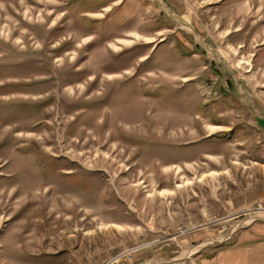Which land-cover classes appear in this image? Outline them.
Segmentation results:
<instances>
[{"label": "rangeland", "instance_id": "1", "mask_svg": "<svg viewBox=\"0 0 264 264\" xmlns=\"http://www.w3.org/2000/svg\"><path fill=\"white\" fill-rule=\"evenodd\" d=\"M114 1L18 43L26 1L0 0V264H210L264 224V0Z\"/></svg>", "mask_w": 264, "mask_h": 264}, {"label": "crops", "instance_id": "2", "mask_svg": "<svg viewBox=\"0 0 264 264\" xmlns=\"http://www.w3.org/2000/svg\"><path fill=\"white\" fill-rule=\"evenodd\" d=\"M120 1L121 0H115L114 3H120ZM152 1L153 0H144L146 6L151 4ZM135 2L138 3L137 0H135ZM166 5L170 6V4H164V8L166 7ZM104 8L109 9L110 6L108 5V6H105ZM175 9H177V8H175ZM133 18H134V16H133ZM170 19H172V21L175 24H177L173 17H171ZM158 23L161 25V27L158 29V32L166 29V27H164L165 23H166L165 20H161ZM191 35L194 37L193 31H192ZM163 40L166 41V38H163L162 41ZM206 43L210 44L208 41ZM190 49L194 50L193 48H190ZM263 51H264V43L261 45H258V47H256V51L253 54V58H252V64L253 65H255L256 61L258 60L259 55L261 56ZM195 52L198 55V51L195 50ZM206 62L208 63L207 67H209L208 70L210 71V73L214 72L213 67L217 68L219 66L222 68V72H226L227 74L232 73L231 68L224 61H222L220 59H217V60L216 59H210V60L208 59V60H206ZM217 62H219L220 65H218ZM242 62H245V61H242ZM249 63L250 62H247L248 66H249ZM262 67H264V65H262ZM231 76L233 77V80L229 76V78L225 81L226 85L228 84L229 87H227L226 85L225 86L223 85V87L225 89L228 88L227 92H228L230 98L235 97L236 94H238V96H240L242 93L241 90H244V91L247 90L248 91V88L243 83V81H241V80L237 81L235 78V75H233V73ZM235 92H237V93H235ZM223 100H224V98H223ZM230 102H232V101L230 100ZM254 103L257 106L256 107V112H257V108L259 107V105H258L256 99H254ZM228 106H230V105H228ZM260 114H258L259 116H256V118H257L256 121H257L258 125L259 124L261 125L258 127V129L263 130L264 129V112H260ZM240 124L241 123L236 124L235 129ZM221 125H223L221 122H218V123L214 122V126L217 128L221 127ZM232 129H234V128L226 127V129L224 131L232 132L233 131ZM246 129H248V128H246ZM248 133H250V132L248 131ZM215 251L216 250H214V252ZM214 252H210L209 250H206L205 252H203L206 254L207 261L210 264H264V224L257 223V224H254L252 226L250 225V226L244 227L242 230H239V232L236 233L234 236H232L230 238V240L228 242H226V244H223L221 246L220 250H217L218 254L215 258H210V256Z\"/></svg>", "mask_w": 264, "mask_h": 264}, {"label": "flooded vegetation", "instance_id": "3", "mask_svg": "<svg viewBox=\"0 0 264 264\" xmlns=\"http://www.w3.org/2000/svg\"><path fill=\"white\" fill-rule=\"evenodd\" d=\"M26 1V5L22 8L18 10V13L21 14V16L19 15L18 17H15L17 19L16 25L17 27L15 28V32H16V37H20V39H16L13 36V39L8 38L7 40L10 42H18V43H22L23 42V33L27 30L26 26V22L30 21V22H39L41 21L44 24H47L45 27V30H48V33L52 34V35H60L61 33H63L65 30H68V25L67 22L69 19L65 18V14L69 11L68 7H67V3L64 2V0H57V1H51V0H24ZM54 3H57L58 6L53 7L51 9V6L54 5ZM32 10H29V9ZM33 9H37V11H33ZM63 10V11H62ZM59 12H61L62 16H59ZM17 13V14H18ZM28 13H31V15H28ZM46 13V15H42L41 17H39L40 14H44ZM25 14V15H24ZM83 16H90L92 13L91 12H83L81 13ZM59 16V22L56 21V18ZM76 19V21H79L76 17H74ZM14 19V17H13ZM78 25H82L79 22H76ZM8 26L7 23L4 24V27ZM79 27V26H78ZM13 35L15 34L14 32H12ZM47 33V34H48ZM66 39V38H64ZM18 40V41H17ZM57 44V45H56ZM71 45L70 44H65V43H53V48H55L56 50H58V52H49V57H52L54 59V61H58L60 60V58L58 57V55L62 54V49H64V52L66 54H71ZM66 49V51H65ZM89 78H92L91 76ZM227 87H229V85H226ZM68 87H70V85H66L64 86V91L65 89H67ZM83 86H81L82 88ZM101 87V86H100ZM99 87V89H100ZM226 87V88H227ZM225 92H227V89L225 90L224 87H221ZM74 93H77L76 91H73ZM100 92V90L98 91ZM65 93V92H64Z\"/></svg>", "mask_w": 264, "mask_h": 264}, {"label": "trees", "instance_id": "4", "mask_svg": "<svg viewBox=\"0 0 264 264\" xmlns=\"http://www.w3.org/2000/svg\"><path fill=\"white\" fill-rule=\"evenodd\" d=\"M214 71H215V68L213 67Z\"/></svg>", "mask_w": 264, "mask_h": 264}]
</instances>
